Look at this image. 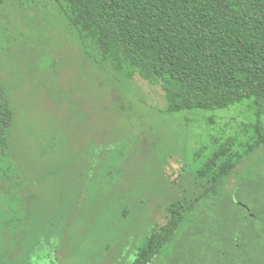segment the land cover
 Wrapping results in <instances>:
<instances>
[{
  "label": "rangeland",
  "instance_id": "1",
  "mask_svg": "<svg viewBox=\"0 0 264 264\" xmlns=\"http://www.w3.org/2000/svg\"><path fill=\"white\" fill-rule=\"evenodd\" d=\"M20 4L5 0L0 16L6 29L2 78L16 119L13 161L29 186L18 191L25 208L34 197V241L43 231L54 232L52 247L45 242L34 249L32 264L47 258L52 264H131L153 228L168 222L169 204L179 201L180 210L182 195L200 193L196 170L210 151L195 160L196 151L211 148L213 136L240 132L255 121L254 109L246 102L167 114L161 82L138 74L123 88L105 78L106 89L104 81L89 89L82 43L56 1L34 0L27 10ZM106 150L111 159L105 160ZM263 152L248 155L228 176L227 187ZM173 234L179 241L180 228ZM175 251L166 244L151 264L180 260Z\"/></svg>",
  "mask_w": 264,
  "mask_h": 264
},
{
  "label": "trees",
  "instance_id": "2",
  "mask_svg": "<svg viewBox=\"0 0 264 264\" xmlns=\"http://www.w3.org/2000/svg\"><path fill=\"white\" fill-rule=\"evenodd\" d=\"M33 1L22 0L24 5L20 4V8L27 10L28 3ZM55 1L66 24L82 43L81 60L88 68V81L93 82L89 89L95 86L96 90L98 82L105 78L114 84L118 80L123 88L125 82L138 74L146 80L161 82L168 103L163 112L167 114L223 110L246 102L254 109L255 121L245 123L240 132L213 136L210 149L205 146L196 151L195 160L210 151L196 170L195 189L200 193L190 204L181 197L180 210L179 201L169 204L168 224L153 228L139 246L132 264H151L166 244L171 243L174 251L180 252V243L185 242L183 232L193 230L190 224L196 219L203 222L215 219L220 231L231 229L234 248L236 243L246 246L245 234L237 232L243 229L229 225L256 223L260 217L264 173L257 170L264 166V152L258 155L259 160L244 165L236 173L233 187H227V178L248 155L264 147V0ZM3 4L5 0H0V16H4ZM5 30L0 19V48ZM2 70L0 62V260L32 264L34 249L45 242L51 248L54 232L40 231L38 244L34 241V197H30L29 207L25 208L18 192L29 186L24 187L20 169L13 161L15 108ZM107 86L104 81V89ZM210 121L214 123L213 119ZM108 152L104 154L105 160L109 156L111 159ZM194 206L198 209L194 210ZM178 228L180 240L173 241ZM247 237L250 239V235ZM40 252L48 257L49 252ZM240 253L249 256V252ZM50 262L47 258L43 264ZM167 263L183 264L180 260Z\"/></svg>",
  "mask_w": 264,
  "mask_h": 264
},
{
  "label": "flooded vegetation",
  "instance_id": "3",
  "mask_svg": "<svg viewBox=\"0 0 264 264\" xmlns=\"http://www.w3.org/2000/svg\"><path fill=\"white\" fill-rule=\"evenodd\" d=\"M196 192L199 193L197 190ZM182 198L187 199V204L193 201L192 197L185 194ZM259 205L260 217L256 223L236 222L229 225L243 229V231H237L239 235L242 232L245 234L248 244L243 247L236 243L237 248H234L231 229L220 231V225L215 219L208 222L196 219L190 224L194 226V229L183 232L182 239L185 237V242L180 243V263L184 264L187 261L191 264H264V193L260 196ZM197 209L198 207L194 206V210ZM248 235H250V239L247 237ZM235 241L237 242V237H235ZM242 251L249 252L250 257L240 253Z\"/></svg>",
  "mask_w": 264,
  "mask_h": 264
}]
</instances>
